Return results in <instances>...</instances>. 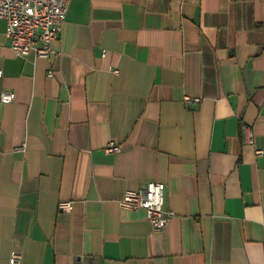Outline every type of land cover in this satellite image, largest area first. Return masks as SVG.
I'll return each instance as SVG.
<instances>
[{
	"label": "crops",
	"instance_id": "obj_1",
	"mask_svg": "<svg viewBox=\"0 0 264 264\" xmlns=\"http://www.w3.org/2000/svg\"><path fill=\"white\" fill-rule=\"evenodd\" d=\"M0 69V264H264V0H69L47 57L0 18Z\"/></svg>",
	"mask_w": 264,
	"mask_h": 264
},
{
	"label": "built area",
	"instance_id": "obj_2",
	"mask_svg": "<svg viewBox=\"0 0 264 264\" xmlns=\"http://www.w3.org/2000/svg\"><path fill=\"white\" fill-rule=\"evenodd\" d=\"M68 5L69 0H0V18L5 21V34L14 53L24 56L33 51L38 57H47L51 52V41L57 39L61 32ZM48 75L51 76L52 72L49 71ZM12 99L11 91H1L0 101L9 102ZM199 99L200 97L197 96L184 95L183 101L186 105H190L198 102ZM244 135V143L252 144L253 136L250 127H245ZM23 146L18 149H23ZM120 149V144L112 140L104 146L106 153L118 152ZM118 204L130 209L144 208L154 230L164 229L175 214L172 209L164 207V183L162 182L150 181L144 187L127 189L118 199ZM58 206L71 208L72 202L61 200ZM8 264L27 263L22 261L17 251H12Z\"/></svg>",
	"mask_w": 264,
	"mask_h": 264
}]
</instances>
